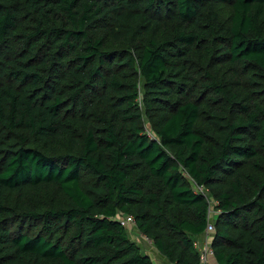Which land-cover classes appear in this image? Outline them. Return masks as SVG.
Here are the masks:
<instances>
[{
    "label": "trees",
    "instance_id": "1",
    "mask_svg": "<svg viewBox=\"0 0 264 264\" xmlns=\"http://www.w3.org/2000/svg\"><path fill=\"white\" fill-rule=\"evenodd\" d=\"M208 200L264 264V0H0V264H198Z\"/></svg>",
    "mask_w": 264,
    "mask_h": 264
},
{
    "label": "built area",
    "instance_id": "2",
    "mask_svg": "<svg viewBox=\"0 0 264 264\" xmlns=\"http://www.w3.org/2000/svg\"><path fill=\"white\" fill-rule=\"evenodd\" d=\"M196 189L200 193H202L206 198H208L207 193H205V190L202 187L196 186ZM208 202H209V208L207 210L206 225L204 228V232L206 234V239L209 241L210 237H208V235L213 233L215 229L214 223H213V216L215 213H217V211L214 208L215 202L210 201V200H208ZM118 221H119V224L123 227H126L127 225L134 223L133 217L130 215L118 217ZM198 249H199V263L198 264H204V262L206 261V258L208 256L213 255V248L209 242L205 241L202 243V245L199 246Z\"/></svg>",
    "mask_w": 264,
    "mask_h": 264
},
{
    "label": "crops",
    "instance_id": "3",
    "mask_svg": "<svg viewBox=\"0 0 264 264\" xmlns=\"http://www.w3.org/2000/svg\"><path fill=\"white\" fill-rule=\"evenodd\" d=\"M216 214V213H215ZM215 214H214V216H213V220L215 219ZM132 226H134L135 227V225L134 224H129V225H127L125 228H126V230H127V228L128 229H130ZM127 232H128V230H127ZM208 237H210V240L208 241L207 239H206V234H205V232L203 231L202 232V234H201V236L197 239V240H195V242H194V244H195V247H196V249L199 251V246L200 245H202V243L203 242H209L210 244H211V246H212V240H213V233H211L210 235H208ZM197 244V245H196ZM213 248V247H212ZM156 250L153 248V246H152V244H151V252H153V254H154V256H155V260L158 262V263H155V264H171V263H168L162 256H160V254L158 253L157 254V251L155 252ZM152 259V258H151ZM152 261H154V259H152ZM154 263V262H153ZM204 264H217V262H216V260H215V257H214V251H213V255H211V256H208L207 258H206V261L204 262Z\"/></svg>",
    "mask_w": 264,
    "mask_h": 264
},
{
    "label": "rangeland",
    "instance_id": "4",
    "mask_svg": "<svg viewBox=\"0 0 264 264\" xmlns=\"http://www.w3.org/2000/svg\"><path fill=\"white\" fill-rule=\"evenodd\" d=\"M127 230H128L129 238L133 240L137 245H139L141 251L147 254L150 258L154 259L153 261L154 264L158 263L155 260L156 258L153 252H151V242L146 237L142 236L134 226H132L130 229L127 228Z\"/></svg>",
    "mask_w": 264,
    "mask_h": 264
},
{
    "label": "clouds",
    "instance_id": "5",
    "mask_svg": "<svg viewBox=\"0 0 264 264\" xmlns=\"http://www.w3.org/2000/svg\"><path fill=\"white\" fill-rule=\"evenodd\" d=\"M119 222V221H118ZM134 224V223H133Z\"/></svg>",
    "mask_w": 264,
    "mask_h": 264
}]
</instances>
